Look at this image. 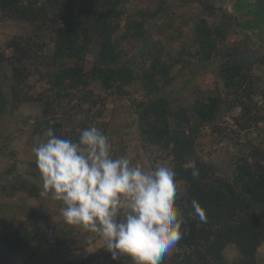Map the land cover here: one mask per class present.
<instances>
[{"label":"trees","instance_id":"obj_1","mask_svg":"<svg viewBox=\"0 0 264 264\" xmlns=\"http://www.w3.org/2000/svg\"><path fill=\"white\" fill-rule=\"evenodd\" d=\"M125 2L0 0V22H25L33 33L49 35V41L40 43H34L31 37H13L5 45L10 54L6 56L0 50V68L9 62L11 70L7 85L11 103L0 81V115L12 113L20 104L39 100L43 107L33 132L42 133L51 128L58 137L77 140L86 127H77L74 120L64 116L71 127L66 132L64 119L55 118L63 100H71L77 94L81 102L96 105L99 101L92 99L93 92L87 89L91 83L97 82L102 91L118 97L131 95L129 90L136 83L143 93L141 101L134 105L139 139L143 146L155 148L174 165L178 181L175 207L186 221L181 227L182 238L161 264H257V249L264 244V129L259 130L262 134L254 136L248 130L264 122V61L259 63L257 75L237 66L220 67L213 96L197 98L188 107L173 108L161 93L175 80L171 73L175 63H180L178 72L181 73V69L190 68L192 63L224 62L239 52L237 44H243L244 40L233 38L238 32L233 17L224 15L212 24L201 18L191 22L187 29L190 38L176 52L177 58L164 61V49L157 38L153 49L146 48L133 61L119 50L116 39L122 28L126 39H142L144 32L147 33L145 25L160 14L164 0L158 1L152 13L140 10L134 15L125 13ZM123 17L128 25H121ZM227 21L232 22L229 25ZM160 31L161 27L157 26L154 31L157 37ZM49 43L51 54L39 57L38 52H43ZM86 60L89 70L83 65ZM35 63L46 68L44 76L49 84V93L36 98L26 93L30 88L26 79L31 71L38 70L35 66L31 70L29 66ZM236 109L237 116L233 115ZM95 115L100 116L101 112L98 110ZM225 115L232 118L234 129L223 123ZM204 127L209 128L216 146L225 143L221 152L228 153L230 145L237 149L230 153L227 168L205 160L201 154L197 142L205 135ZM15 162L12 161L5 174L13 172ZM192 162L198 170L197 176L192 174ZM16 179L7 186L0 185V195L13 197L14 192L21 190L32 197L40 195L36 186H27L25 182L19 183L18 189H10L12 193L8 192L9 186L18 183ZM194 204L203 213V220ZM20 217L28 220L24 211H20ZM3 223L1 219L2 226ZM28 226L26 222L11 233L4 228L0 230L1 264H32L36 260L38 264H47L36 246L51 243L52 237L56 244H66L63 232L55 233L52 229L48 233L41 229L36 232ZM228 247L238 256L230 262L225 256ZM101 256L106 264L119 260L133 264L129 257L113 261L105 245L79 261L60 264H98Z\"/></svg>","mask_w":264,"mask_h":264},{"label":"rangeland","instance_id":"obj_2","mask_svg":"<svg viewBox=\"0 0 264 264\" xmlns=\"http://www.w3.org/2000/svg\"><path fill=\"white\" fill-rule=\"evenodd\" d=\"M25 1V0H24ZM123 4L125 13L128 15L138 14L140 10L149 11L156 7L159 0H124ZM206 0H164L163 9L160 14L148 21L145 25L143 38L137 41H132L130 38L125 37V30L120 33V37L116 39L119 45V50L122 51L127 57L135 61L138 55L142 51H146V48L153 49L154 40L157 38L160 40V45L164 49L162 51L164 55V61L170 58L171 60L177 58L176 52L181 50L183 43H186L190 38V33L187 30L190 27L191 22L196 19L204 18L210 24L213 22V16L215 12L205 10L200 3ZM224 4V1L221 2ZM261 3V4H260ZM253 6L251 10H259L260 14L253 16L254 23L250 26L249 23L242 25L241 21L237 24L241 30L244 28V33H237L233 36L234 39H242L243 44H237L239 51L246 48V46H252V41L258 38L257 42L264 43V0ZM225 7L221 5L216 11L224 13ZM211 11V10H210ZM263 11V13H262ZM224 15V14H223ZM219 16V15H218ZM216 16V17H218ZM220 18L218 17V20ZM217 20V19H216ZM126 17L121 20V25H128ZM232 21H227V24H231ZM151 23V24H149ZM249 24V27H247ZM161 27L160 34L158 37L154 33L155 28ZM148 32L150 33L148 36ZM31 37L34 43L47 42L49 41V35L47 32L33 33L32 28L25 22H14V21H1L0 22V50H4L6 56L10 54V50L5 47L8 41L13 37ZM148 36L147 40L146 37ZM249 37L250 39L246 41ZM158 47V44L157 46ZM244 47V48H242ZM52 44L49 43L44 47V51L38 52L39 57L49 56L51 54ZM151 53H155L151 50ZM170 53V56L167 54ZM166 54V55H165ZM226 61L220 62L219 60H212L209 64L195 65L192 63L190 68L181 69V73L178 72L181 65L175 63L172 67L171 73L175 76L174 82L170 87L166 88L163 95L167 96L173 108L188 107L194 103L195 99L208 98L214 95L217 78L216 74L220 67L225 65ZM191 62V61H190ZM147 65L149 62H145ZM86 70H89L90 64L88 60L83 62ZM146 65V66H147ZM38 69L36 72L31 71L29 77L26 79L28 88L26 93L36 98L39 94L46 93L49 84L44 76L45 69L40 64H34L29 66L31 70L33 67ZM263 65H261L262 67ZM260 64H257L255 68H252L249 74L257 75L260 73ZM11 70L9 62H4L0 68V81L3 84V93L11 103L10 91L8 84L10 83ZM217 81V82H216ZM264 85V81L262 82ZM129 92L131 95H125L118 97V95H110L100 89V85L97 82L91 83L87 89L93 92L92 99L99 102L96 105L90 103L81 102L80 95H75L71 100L67 98L62 101L61 105L57 109L56 119L63 120L66 123L67 119L74 120V124L77 127L84 125L86 128L96 127L103 134H105L111 145V153L114 158L121 156L127 157L130 164L134 167H139L144 171H148L157 167L166 158L158 153L155 148H146L142 145L137 130V118L135 114V107L137 101H141L142 89H138V85L135 83L131 86ZM49 92H47L48 94ZM82 95V94H81ZM259 101V100H258ZM42 103L39 100H32L29 103L20 104L17 109L12 113L0 115V185L7 186L15 177H18L17 182L9 186L8 192L12 193L11 190L18 189L19 183L25 182L27 186L34 185L38 190H42V179L37 169L34 154L32 148L41 142L47 140V131L33 132V126L35 121H40V114L42 111ZM101 112L100 116H96L97 111ZM239 110L236 109L233 115L237 116ZM66 116V118L64 117ZM264 116V115H263ZM229 129H234L232 126V118L230 115L224 116V121ZM64 131L69 132L71 127L67 122ZM79 129V128H78ZM260 129H264V122H258L256 129L248 130L250 135L262 134ZM204 136L198 139V147L201 150V154L205 160H211L227 168L229 163V155L232 151H237L232 145L228 148V153L223 151L225 143H220L218 146L212 142L209 135V128L204 127ZM242 139V138H241ZM14 155H10L11 153ZM10 153V154H9ZM16 161L15 167L11 174H5V171L10 167L13 160ZM169 160V159H167ZM24 185V183H23ZM11 189V190H10ZM24 190L14 192L13 197L21 203L18 198L27 196ZM2 197H12L6 195H0ZM34 199L37 215H33L30 221H34L35 224L29 225L28 228L31 231L38 232L39 227L42 231L52 229L55 233L63 232L65 234L66 244L61 246L54 242L55 238H51V243L36 246L40 255L47 264H60L63 261H79L84 257L92 254L105 245V241L99 234L92 233L85 230L80 226H72L65 223L60 213V208L63 206L61 202L53 201L50 198H42L40 195L35 196ZM1 200V199H0ZM4 203L5 200H1ZM1 202L0 205L4 203ZM3 203V204H2ZM21 211L28 208L25 202L20 207ZM23 209V210H22ZM19 210V209H18ZM25 212V211H24ZM38 216V217H37ZM8 222L16 225L15 230L19 229L18 221L24 220L23 217L15 216V213L8 216ZM1 220V219H0ZM6 222V221H5ZM1 226V224H0ZM33 227V228H32ZM170 250L165 254L168 255ZM225 256L228 261L235 260L238 256L234 249L228 247L225 251ZM257 264L264 263V244H262L256 253ZM1 262V261H0ZM32 264H38L37 260ZM98 264H106L102 256L98 259ZM111 264H127L125 260H119Z\"/></svg>","mask_w":264,"mask_h":264},{"label":"clouds","instance_id":"obj_3","mask_svg":"<svg viewBox=\"0 0 264 264\" xmlns=\"http://www.w3.org/2000/svg\"><path fill=\"white\" fill-rule=\"evenodd\" d=\"M257 39L243 50L260 47ZM47 137L32 148L42 179L40 196L61 202L68 225L99 234L113 261L129 257L133 264H161L186 223L175 207L178 181L170 160L148 171L134 167L127 157H113L108 137L94 126L77 140L58 137L51 128ZM192 168L197 176L195 162Z\"/></svg>","mask_w":264,"mask_h":264},{"label":"crops","instance_id":"obj_4","mask_svg":"<svg viewBox=\"0 0 264 264\" xmlns=\"http://www.w3.org/2000/svg\"><path fill=\"white\" fill-rule=\"evenodd\" d=\"M223 1H224V4L221 3ZM260 2H261V0H206L203 3L201 2L200 5H202V7L205 10L209 11L208 14L210 12H212V11L215 12V14L213 16L214 17L213 21H216V19L218 20V17L220 18V17H222L224 15L233 17V19L235 21V25L238 27V31L240 33H244V32H246L245 31L246 28L241 30V28L237 25V24H239L238 21H241L242 25L244 23H249L250 22V26L252 27L253 23H254L253 16L255 15L258 18V15L260 14V12H259V10H251V8L253 6H256ZM221 5H223L225 7V10H224V13H219L218 14V12L216 10ZM262 13H263V11H262ZM216 16H218V17H216ZM263 17H264V15H263ZM247 27H249V24H247ZM26 195L27 196H22V197H20L18 199L20 200L21 204L23 202H25L26 206L28 207V208L24 209V211L26 212V215L28 216V220L27 221H25V220L18 221L19 222L18 225L19 226H21V225L24 226V224L27 222L29 225L34 226L33 224H35V222L34 221H30V220L32 219L31 217L33 215H37V213H38L37 209H36L35 201H34V199L36 197H32V196H30L28 194H26ZM13 197H15V196H13ZM13 197H5L4 198V197L0 196L1 200H5V202H7V203H4L3 201L0 200V204H1V202L4 203V204L2 203L3 205H0V219H3V221H4L3 226L2 225L0 226V230L2 228H4V230H6L9 233L19 230V229L15 230L16 225L14 224V222L10 223V222L7 221L8 218H9L8 216H10V214H12V213L13 214L15 213V216H19L20 215L21 209L16 207V205L18 207H20L19 206L20 203L19 204L16 203V202H19V201L15 200ZM37 229H35V230H37ZM40 229L41 228L39 227V230ZM1 263L2 262H0V264Z\"/></svg>","mask_w":264,"mask_h":264},{"label":"water","instance_id":"obj_5","mask_svg":"<svg viewBox=\"0 0 264 264\" xmlns=\"http://www.w3.org/2000/svg\"><path fill=\"white\" fill-rule=\"evenodd\" d=\"M247 48L230 57L223 67L237 66L244 71H250L251 68L259 62L264 61V45Z\"/></svg>","mask_w":264,"mask_h":264}]
</instances>
